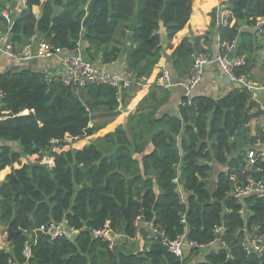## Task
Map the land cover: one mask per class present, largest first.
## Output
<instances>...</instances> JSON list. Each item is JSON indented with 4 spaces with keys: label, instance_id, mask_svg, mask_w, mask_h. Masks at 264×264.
Here are the masks:
<instances>
[{
    "label": "trees",
    "instance_id": "1",
    "mask_svg": "<svg viewBox=\"0 0 264 264\" xmlns=\"http://www.w3.org/2000/svg\"><path fill=\"white\" fill-rule=\"evenodd\" d=\"M43 1L25 0L26 10L10 33L14 51L36 34L69 51L83 38L87 55L101 54L104 64L124 54L134 83L154 71L160 76L163 50L180 80L186 78L200 34L206 36L215 27L218 12L214 8L204 26L196 0H98L84 30L90 0H52L36 19L31 8ZM220 6L228 14L216 31L223 46L220 54H225L226 44L238 41L236 56L246 64L234 74L246 76L257 43L254 33L239 31L240 22L254 27L264 16V0H228ZM134 13L136 28L128 45L116 41L113 35H126ZM161 26L169 41L166 49L160 46ZM188 27L193 38L183 36ZM0 93V225L26 233L13 237L10 252L0 250V264H264V254L247 255L241 246L254 229L264 234V198L245 196L239 203L230 181L244 168V145L264 143L263 130L250 138L243 125L233 138L228 136L233 122L257 107L248 88L235 89L216 102L185 98L177 115L159 112L160 106L136 111L126 125L103 135L100 130L107 122L95 126L93 119L114 116L120 106L117 90L107 85L64 87L23 69L0 73ZM54 140L60 144L52 152ZM258 154L262 156L256 158L252 174L264 179V151ZM214 166L220 168L217 173ZM174 179L180 182L184 204ZM242 208L244 217L238 214ZM180 214L186 216L188 241L211 244L217 238L214 230L222 227L225 247L184 249L182 259L169 252L162 239L174 240L181 233ZM64 220L69 229L78 230L69 239L51 240L35 232ZM106 220L115 234L113 250L92 235ZM136 239L141 248L128 249V242ZM26 243L29 259L22 255Z\"/></svg>",
    "mask_w": 264,
    "mask_h": 264
},
{
    "label": "crops",
    "instance_id": "2",
    "mask_svg": "<svg viewBox=\"0 0 264 264\" xmlns=\"http://www.w3.org/2000/svg\"><path fill=\"white\" fill-rule=\"evenodd\" d=\"M227 1L228 0H196L195 8L202 15V24L204 26L208 25L210 22L208 14L214 8H216L218 12L216 15L215 27L213 29L209 28L208 34L206 36L204 34H200L202 36L199 42V46L194 55L198 52H203L207 55L214 56L221 52L222 45L219 42V37L216 31L217 28L222 25V23L220 24V22H222V19H225L228 16L225 9L221 8L220 6ZM40 5L33 6L31 8V12L36 19H38L40 13ZM2 10L8 11L9 21L7 22L0 15V36L4 35L10 41V33L12 32L13 23L19 18L24 10H26L25 0H0V13ZM239 31L241 33L252 32L256 36L257 44H255V51L251 56L250 63L248 64V73L246 76H244L247 84L250 87L248 89L252 93L251 99L257 104L256 108L248 109L246 110V113L252 115L258 110L263 111L262 115H260L257 119H250L248 125L245 126L248 130V136L250 138H255L259 135L260 131L264 129V28L257 27L256 25L254 27H247L245 23L240 22ZM119 33V37H115V35H113L114 39L122 44L128 45V38L130 36L128 31L126 32V35H122L121 32ZM184 35H189L190 38H193L190 27L187 28V31L183 34V36ZM33 39L34 45L43 41V38L37 34L33 36ZM27 42L28 39L23 46H25ZM235 43V48L228 53L229 57L231 58L236 56V51L238 49V41H235ZM23 46H18V48L16 47V50L19 51ZM87 47L88 45L86 41L82 38L80 41L79 54L89 60L98 69L109 73L130 75L126 70V61L124 54H122L116 62L104 64L101 59V54L92 53V56H88L86 53ZM166 48L167 47L163 49ZM162 52V61L158 65V69L159 71L161 69H165L169 73L170 83L172 85L170 89L164 90L158 85L159 77L155 71L151 73L150 77H145L139 80L137 83L135 82L130 89L123 91V93H121L118 97L120 106L114 116L107 117V115H97L93 119V124H98L97 126H101L105 122H109V124L105 125L104 128L100 130V135L111 132L114 129L113 127L126 125L129 115L134 114L136 111L145 112L148 109L160 106V108L158 109L159 112H166L169 114L177 115L179 105L182 103V100L186 98L185 90L179 85L180 78L172 69L170 60L168 59L169 52H165V50H163ZM77 54L78 51L76 49L73 51L62 50L57 56L45 59H32L28 62L17 61L6 55L0 54V73H6L8 71L17 72L23 69H27L34 73L41 74L44 77L47 75L55 76L61 71V60L65 57ZM242 87L245 86L238 82L228 81L220 73L217 67L206 66L203 70L201 82L192 91L189 99H192L193 97H204L216 102L225 97L231 91L240 89ZM252 89H257L259 92H253ZM3 114L6 113L2 112V115ZM106 126L107 128H105ZM3 145H9L12 148H17V145L13 143H4ZM262 149H264V147H254L253 144L244 145L241 151L242 153H244L243 162L246 169H251L249 153L254 150L260 151ZM148 150H150V146L148 147ZM219 169V167L214 166V173H217ZM3 181L4 178L0 177V183ZM6 237L7 234L5 227L3 225H0V250H6L10 252L12 246L10 247L9 243L6 241ZM134 242H137V240H134Z\"/></svg>",
    "mask_w": 264,
    "mask_h": 264
},
{
    "label": "built area",
    "instance_id": "3",
    "mask_svg": "<svg viewBox=\"0 0 264 264\" xmlns=\"http://www.w3.org/2000/svg\"><path fill=\"white\" fill-rule=\"evenodd\" d=\"M7 22L9 21V13L7 10H2L0 13ZM226 24V18L222 19L220 24ZM257 27L264 28V16L256 24ZM33 37L28 39V42L23 46L19 51H14V48L11 42L4 36H0V54L6 55L12 59L21 62H28L32 59H45L53 56H57L62 50L56 49L50 44L41 41L34 45ZM235 41L230 44L225 45V54H217L214 56L207 55L203 52H198L193 56L192 65L189 71V75L181 79L179 85L185 90L186 98L189 99L192 91L195 87L201 82L203 76V70L206 66H215L219 69L220 73L230 82H238L250 88L247 84L244 76L236 77L234 71L236 68L245 66V58L240 56H234L233 58L229 57L228 53L235 48ZM223 47V46H222ZM78 51L77 55L69 56L63 58L61 61V71L55 76H45V82L49 83L52 80L60 82L64 87H73L76 89H82L87 86H99L107 85L111 88H114L120 96L123 91H126L131 88L134 84V80L130 75L127 74H118V73H109L103 70L98 69L93 65L89 60L84 58L79 54L80 51V42L76 43V48ZM158 85L164 90H169L172 86L170 83L169 73L165 69L160 70V76L158 78ZM0 93V98H1ZM264 133V129H263ZM60 141H51L50 145L51 151L55 152L58 149ZM254 147H264V143L260 140H256L253 144ZM264 149L260 151H251L249 153V159L251 162V169L248 170L244 168L240 171V174H232L230 176V181L232 183V193L239 200L245 196H256L258 198H264V179H259L252 174L253 165L258 156L259 152H263ZM49 159V153L45 154L43 164H46ZM50 170V169H49ZM256 172H259V169H255ZM242 177V180L240 179ZM173 183H178V193L180 194V203L184 204V198L182 195V188L179 180L174 179ZM238 214L241 217L246 215L245 209H240ZM139 218L137 219V222ZM180 225L182 226V231L174 240H169L167 238L162 239V244L168 249L169 252L173 253L179 258H183L184 249H190L197 252L208 250L213 247H225L224 243L220 241V237L224 231L222 227H217L214 231L217 235V238L214 242L208 245H198L196 242L187 240V220L185 214H180ZM25 233L24 231H21ZM35 232H40L43 235L49 237L51 240L56 238L69 239L71 236L76 235L78 230L69 229L67 221H62L58 224H46L42 225L40 228L35 230ZM92 235L95 238H103L108 242V248L113 250L116 246L115 234L110 228L109 222L106 220L102 230H93ZM245 253L247 255L264 254V234L259 235L258 229H254L253 233L250 236L245 237L241 242ZM30 244L26 243L22 255L29 259L31 256L30 253ZM13 264V263H10Z\"/></svg>",
    "mask_w": 264,
    "mask_h": 264
},
{
    "label": "water",
    "instance_id": "4",
    "mask_svg": "<svg viewBox=\"0 0 264 264\" xmlns=\"http://www.w3.org/2000/svg\"><path fill=\"white\" fill-rule=\"evenodd\" d=\"M98 0H90V2L88 3V5L85 7V11H86V16L84 17L83 21H82V28L84 30L88 29L92 19L94 17V7L95 4ZM52 2V0H44L41 5H40V13L38 16V19L43 15L44 13V9L47 3ZM136 21H137V17H136V13H134L132 15L131 21L128 25V33L131 34L135 28H136ZM158 35L160 36V46L165 48L168 46V37H167V32L166 29L164 27H160L159 31H158ZM49 36V35H48ZM253 92H259L257 89H252ZM263 114L262 110H258L256 113L249 115L248 113H244L243 114V118L241 120L238 121H234L233 125L230 129V131L228 132V136L230 138H232L235 134L236 128L240 125L246 126L249 123V120L254 118L257 119L260 115ZM77 169L76 165L72 166V173L74 174L75 170ZM19 194L15 195V200L18 198ZM125 213V210L123 211ZM6 230V241L9 243L10 247H11V241L13 239L14 236L16 235H22L23 237H26V233H23L21 231H17V232H12L8 226L5 227Z\"/></svg>",
    "mask_w": 264,
    "mask_h": 264
},
{
    "label": "rangeland",
    "instance_id": "5",
    "mask_svg": "<svg viewBox=\"0 0 264 264\" xmlns=\"http://www.w3.org/2000/svg\"><path fill=\"white\" fill-rule=\"evenodd\" d=\"M119 32H116L114 35L115 37H119ZM96 122V121H94ZM106 125L109 124V122L105 123ZM98 125V124H97ZM96 126V125H95ZM92 139H89L88 142H90ZM137 242H128L127 248L131 249V250H138L141 248V242L139 241V239H136Z\"/></svg>",
    "mask_w": 264,
    "mask_h": 264
}]
</instances>
